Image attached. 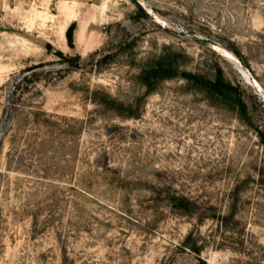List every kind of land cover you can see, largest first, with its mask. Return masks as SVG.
<instances>
[{
    "label": "rangeland",
    "instance_id": "obj_1",
    "mask_svg": "<svg viewBox=\"0 0 264 264\" xmlns=\"http://www.w3.org/2000/svg\"><path fill=\"white\" fill-rule=\"evenodd\" d=\"M0 264H264V0H0Z\"/></svg>",
    "mask_w": 264,
    "mask_h": 264
},
{
    "label": "trees",
    "instance_id": "obj_2",
    "mask_svg": "<svg viewBox=\"0 0 264 264\" xmlns=\"http://www.w3.org/2000/svg\"><path fill=\"white\" fill-rule=\"evenodd\" d=\"M133 2H136V0H132ZM106 57H110L108 55H103L101 58L98 59L99 62H101ZM70 60V58H68ZM67 60V61H68ZM71 63L73 67H78L77 62H73L71 59ZM39 64L35 66H30L29 69L38 67ZM182 75L184 79H187L188 81H192L194 84L200 85L201 88L206 91L209 94L217 96L219 99H222L223 101H228L229 103L232 102V105L237 107L239 109V113L242 115H245V103L241 97L239 87H233L231 86V83L224 82L222 78L218 77L217 82L209 83L203 80L200 77H197V75L192 74L191 72H185L178 70L177 67H175L173 57L172 59H169L167 55L160 54L155 61L143 68L140 72L139 79L141 83L145 86L147 92L152 91L154 85L158 83L159 81L163 79H167L169 77L175 76V75ZM26 76H23L25 78ZM187 201L182 200L178 203L179 207H186ZM192 251H194L196 254H199L200 249L193 246Z\"/></svg>",
    "mask_w": 264,
    "mask_h": 264
},
{
    "label": "bare ground",
    "instance_id": "obj_3",
    "mask_svg": "<svg viewBox=\"0 0 264 264\" xmlns=\"http://www.w3.org/2000/svg\"><path fill=\"white\" fill-rule=\"evenodd\" d=\"M140 1H141V0H140ZM214 47H215V46H214ZM215 49L220 51V49L217 48V47H216ZM214 51H215V50H214ZM221 52H222V51H221ZM222 53H223V52H222ZM242 73H243V72H242ZM244 74H246V75H245V79H249V81L252 82V84L256 85V82H255V81H254V82L251 81L250 76H249L246 72H244ZM249 85H250V84H249Z\"/></svg>",
    "mask_w": 264,
    "mask_h": 264
},
{
    "label": "water",
    "instance_id": "obj_4",
    "mask_svg": "<svg viewBox=\"0 0 264 264\" xmlns=\"http://www.w3.org/2000/svg\"><path fill=\"white\" fill-rule=\"evenodd\" d=\"M136 1H138L140 3V0H136ZM200 42L201 43H205V41H203V40H200Z\"/></svg>",
    "mask_w": 264,
    "mask_h": 264
}]
</instances>
